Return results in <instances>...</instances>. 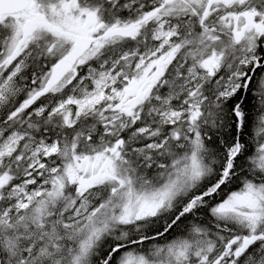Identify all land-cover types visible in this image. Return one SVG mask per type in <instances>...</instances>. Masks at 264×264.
I'll list each match as a JSON object with an SVG mask.
<instances>
[{
	"label": "snow or ice",
	"instance_id": "snow-or-ice-1",
	"mask_svg": "<svg viewBox=\"0 0 264 264\" xmlns=\"http://www.w3.org/2000/svg\"><path fill=\"white\" fill-rule=\"evenodd\" d=\"M0 264H264V0H0Z\"/></svg>",
	"mask_w": 264,
	"mask_h": 264
}]
</instances>
